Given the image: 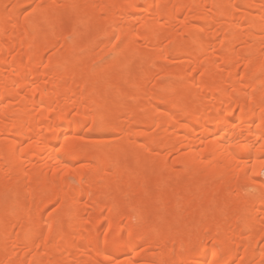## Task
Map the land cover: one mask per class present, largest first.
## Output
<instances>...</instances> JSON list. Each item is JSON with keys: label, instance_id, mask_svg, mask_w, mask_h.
<instances>
[{"label": "bare ground", "instance_id": "1", "mask_svg": "<svg viewBox=\"0 0 264 264\" xmlns=\"http://www.w3.org/2000/svg\"><path fill=\"white\" fill-rule=\"evenodd\" d=\"M0 264H264V0H0Z\"/></svg>", "mask_w": 264, "mask_h": 264}]
</instances>
